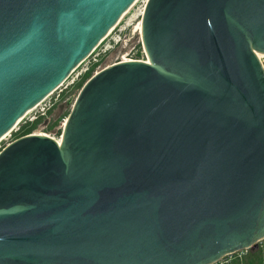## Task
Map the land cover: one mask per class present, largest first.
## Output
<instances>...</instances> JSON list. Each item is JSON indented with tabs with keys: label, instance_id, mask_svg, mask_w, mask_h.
I'll list each match as a JSON object with an SVG mask.
<instances>
[{
	"label": "water",
	"instance_id": "water-1",
	"mask_svg": "<svg viewBox=\"0 0 264 264\" xmlns=\"http://www.w3.org/2000/svg\"><path fill=\"white\" fill-rule=\"evenodd\" d=\"M135 1L0 0V138ZM140 38L60 141L0 150V264H212L264 238V0H147Z\"/></svg>",
	"mask_w": 264,
	"mask_h": 264
},
{
	"label": "rangeland",
	"instance_id": "rangeland-1",
	"mask_svg": "<svg viewBox=\"0 0 264 264\" xmlns=\"http://www.w3.org/2000/svg\"><path fill=\"white\" fill-rule=\"evenodd\" d=\"M147 0H136L129 8L128 10L121 16V18L117 21V25L113 29V31L117 33H120L122 39H125L129 43L130 46H136L137 43L140 41V27H141V18L143 9L145 7ZM112 31V32H113ZM106 40V39H105ZM103 40L100 45L103 44L105 41ZM128 47V48H129ZM124 50L123 48H117L116 50H113L106 54V56L103 59V63H110L116 58H120L121 53H127L129 49ZM136 56H139L138 54ZM80 68V67H79ZM77 68V70L79 69ZM68 81V80H67ZM67 81H65L62 85H60L56 90H54L41 104L37 105L36 107H33L30 111H28L20 120L18 123L15 124V126L12 128L11 131L7 132L5 136L0 138V150L4 148L8 143H10L13 140V132H15L19 125L27 120H30V118L34 115H40L43 108L45 107V110L47 112L46 106L53 102V105L51 106L52 112L50 114L47 113V122L56 119L61 114H64L66 111L70 110V107L77 95V90H71L66 95L67 97L61 101L58 102V95L61 93L62 90L67 89L66 86ZM42 114V113H41ZM46 114V113H45ZM65 118H61L58 127L61 128L64 123ZM47 131L45 129V124H40L33 133H45L50 134L51 137L58 138L59 134L56 133V129ZM61 134V133H60Z\"/></svg>",
	"mask_w": 264,
	"mask_h": 264
},
{
	"label": "built area",
	"instance_id": "built-area-1",
	"mask_svg": "<svg viewBox=\"0 0 264 264\" xmlns=\"http://www.w3.org/2000/svg\"><path fill=\"white\" fill-rule=\"evenodd\" d=\"M116 25L117 24H115L109 30V32L104 36V38L99 42V44L92 50V52L84 60H82V62L70 73V75L65 80V81L68 80L65 87L72 86L76 81H78L80 79V77L84 73L89 71L90 68L94 64H96V67L93 71V74L96 73L97 71L103 69L104 67H106L112 63H115V62H120V61H124V60H136V59L137 60H146L147 59L143 45L141 43V38H140V41L138 42V43H140V46L136 45V46H130L129 47V43L125 39H122L120 33L116 34V32L113 31V29L115 28ZM103 40H105V41L103 42L102 45H100ZM117 48H123L124 50H127V48H128L129 51L127 53H121L120 58H116L115 60H113L109 64L108 63L104 64L103 59L106 56V54L113 51V50H116ZM137 54L139 56H136ZM258 58H259V61L263 67V70H264V54H258ZM77 68H79V69L77 70ZM46 98H44L37 105L41 104ZM52 105H53V102L48 104L46 106V109L50 108ZM36 106H34V107H36ZM41 113H40V115H44L46 113L45 107L43 108ZM37 116H38V114L32 116L30 118V120L35 119ZM43 134H45V133H43ZM46 135L50 136V134H46ZM57 137L58 138H55V137H53V138H55L57 141H60L61 134H59V136H57ZM254 249L262 251L263 256H264V238L257 241L255 246L242 248L239 250H235L233 252H229V253L221 256L218 260H216L212 264H249V262H248L249 256L253 253Z\"/></svg>",
	"mask_w": 264,
	"mask_h": 264
},
{
	"label": "trees",
	"instance_id": "trees-1",
	"mask_svg": "<svg viewBox=\"0 0 264 264\" xmlns=\"http://www.w3.org/2000/svg\"><path fill=\"white\" fill-rule=\"evenodd\" d=\"M138 46H140V43H137ZM96 67V64H94L89 71H87L86 73H84L80 79L78 81H76L72 86L68 87L67 89H64L61 91V93H59L58 95V102L65 99L68 94L69 91L71 90H77L79 91L80 88L82 87V85L84 84V82L93 74V71ZM78 93V92H77ZM52 107H50L46 114L44 115H38L35 119L33 120H27L23 123H21L18 127V129L13 132V140L18 138V137H21V136H24V135H27V134H31L34 132V130L40 125V124H45V129L47 131H51V130H54L55 128L58 127V124L61 120V118H66L68 113H69V110L66 111L64 114H61L60 116H58L56 119H53L49 122H47V113L50 114L52 112ZM56 133L57 134H60L61 133V128H57L56 129ZM249 264H263L264 263V256H263V252L260 251V250H256L254 249L253 250V253L249 256Z\"/></svg>",
	"mask_w": 264,
	"mask_h": 264
},
{
	"label": "bare ground",
	"instance_id": "bare-ground-1",
	"mask_svg": "<svg viewBox=\"0 0 264 264\" xmlns=\"http://www.w3.org/2000/svg\"><path fill=\"white\" fill-rule=\"evenodd\" d=\"M3 136H5V134H4ZM3 136H2V137H3Z\"/></svg>",
	"mask_w": 264,
	"mask_h": 264
}]
</instances>
